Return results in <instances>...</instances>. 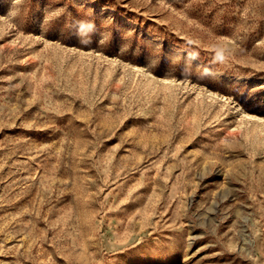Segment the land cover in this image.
<instances>
[{
    "label": "rangeland",
    "instance_id": "1",
    "mask_svg": "<svg viewBox=\"0 0 264 264\" xmlns=\"http://www.w3.org/2000/svg\"><path fill=\"white\" fill-rule=\"evenodd\" d=\"M0 264H264V0H0Z\"/></svg>",
    "mask_w": 264,
    "mask_h": 264
}]
</instances>
